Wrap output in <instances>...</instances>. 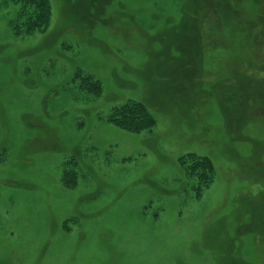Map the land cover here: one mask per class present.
<instances>
[{
	"label": "rangeland",
	"instance_id": "rangeland-1",
	"mask_svg": "<svg viewBox=\"0 0 264 264\" xmlns=\"http://www.w3.org/2000/svg\"><path fill=\"white\" fill-rule=\"evenodd\" d=\"M51 4L16 35L0 0V264H264V0ZM127 100L151 130L105 119Z\"/></svg>",
	"mask_w": 264,
	"mask_h": 264
},
{
	"label": "trees",
	"instance_id": "trees-1",
	"mask_svg": "<svg viewBox=\"0 0 264 264\" xmlns=\"http://www.w3.org/2000/svg\"><path fill=\"white\" fill-rule=\"evenodd\" d=\"M2 1L5 5H15V14L10 20V27L16 35H31L47 30L52 16L51 0ZM73 80L94 97L102 94V82L92 73L76 69ZM105 119L116 127L132 133L151 130L156 123L149 109L137 100H127L113 105ZM177 161L199 197L213 181L215 166L212 159L207 155L189 152L178 157ZM69 163L76 164V161L72 157L65 160L63 165Z\"/></svg>",
	"mask_w": 264,
	"mask_h": 264
}]
</instances>
